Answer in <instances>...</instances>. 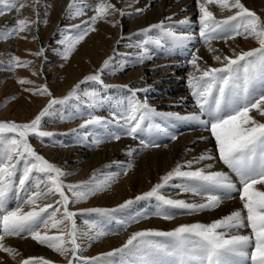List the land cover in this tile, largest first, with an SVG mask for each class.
I'll list each match as a JSON object with an SVG mask.
<instances>
[{
    "label": "snow or ice",
    "instance_id": "6c2138e0",
    "mask_svg": "<svg viewBox=\"0 0 264 264\" xmlns=\"http://www.w3.org/2000/svg\"><path fill=\"white\" fill-rule=\"evenodd\" d=\"M33 3L39 4L41 0H33ZM208 5H217L221 11L232 9L236 11L224 19H218L209 10ZM25 6L27 5L20 3L19 0H0V15H4L6 10L18 13ZM198 8L199 37L208 47L213 59L222 66L211 67L206 63L201 66L198 63L201 58L195 54L187 61L200 72L199 76L189 73L187 81L198 108L197 112L186 115L160 113L137 97L136 93L142 91L141 89L123 85L121 87L128 89L131 94L125 115L111 113L112 118L109 119L90 113L79 128L72 129L71 133L79 143L86 142L90 136L95 137L93 144L96 146L108 141H119L122 136H127L138 140L139 150L159 148L162 145L140 136V133L149 129L145 122L158 116L162 119L200 125L214 137L218 155L211 150H205L183 164L178 162L172 170L160 177V182L149 191L116 207H92L71 211L70 204L86 202L90 197L108 190L116 177L105 174L107 179L97 181L94 173L93 178L88 181L65 183V178L71 173L38 154L29 137L34 136L43 142L44 138L52 139L56 135L42 130V121L45 117L51 118L57 114L55 109L57 105H66L69 101L79 102L83 95L91 102L89 106L94 108L98 101L94 94L84 91L81 85L88 82L103 84L100 73L105 69L110 70V61L113 58L106 59L96 74L84 77L63 98H54L46 85L38 87L33 94L47 95L50 99L30 122H0V252L7 253L15 259L20 253L13 247L5 245L3 241L6 237L30 236L39 244L64 257L68 264H73V259L88 261L89 264H164V261L167 264H264V122L250 115L255 110L264 117V86L259 89L254 87L257 80L264 81V18L249 10L241 0L231 2L198 0ZM88 11L95 14L81 24L69 25L68 31L75 30V35L65 33V39L60 41L64 49L59 54L65 61L70 59L77 46L91 32L96 31L95 25L100 20H105L107 16L117 12L121 17L129 14L124 9H117L108 0H99L98 3L93 0L91 6L85 4L83 0H70L65 18H79ZM136 11L140 13L144 9ZM172 20V17H166L165 20L151 24L134 35L149 37V33L158 30L159 33L181 44L191 40L190 34L178 33L174 27V25L190 27L192 23L190 19L167 23ZM40 22L47 24L46 20L14 18V23L0 32V41L26 38L20 37V33L28 31L31 24ZM115 23L119 22H114V26ZM61 31L64 32L63 29ZM237 36L244 39L252 38L259 47L248 51L241 50L239 53L233 49V58L223 55L219 49L211 45L213 40H223L227 43L229 40H235ZM123 38L121 36V39ZM149 42L159 44V40L152 41L151 38L143 40L141 45H138L142 48L137 58L140 63L153 58L148 49L143 47ZM119 43L118 40L117 44ZM44 51L45 49L41 47L34 55H43ZM30 64L29 61H21L19 57L12 56L8 70H14L21 65L27 67ZM39 74L33 72V75ZM18 82L21 85L33 83L27 79H19ZM205 114L207 119H202ZM60 119L64 120L63 117ZM113 125L119 131H113ZM177 138L176 135L169 136L172 141ZM135 151L137 149L129 147L126 155L132 156ZM204 161L222 162L229 172L213 170V163L202 164ZM197 165L202 166L194 167ZM131 167L132 164L129 163L123 174L126 175L127 169ZM230 173L235 174L237 181H233ZM177 179L182 182L184 193L199 195L202 200L188 202L167 197L162 189L171 186L170 182ZM13 190L17 194L25 195H18L15 207L9 208V194ZM205 192L211 194L205 195ZM66 193H71V197ZM232 193H239L242 208L214 222L183 224L171 231H136L121 247L105 252L101 256L85 258L80 255L86 244L98 241L108 234L101 226L103 219H116V214L128 209L135 202L154 199L158 207L166 206L168 209L198 213L214 210L223 199L230 198ZM46 200L53 202L43 206L38 203ZM25 207H29L30 210L24 211ZM92 214L98 219L86 221L87 230H81L76 223V217ZM158 215L166 220L174 218L171 212ZM133 222H139V217H133L128 224ZM249 228L250 232L243 231ZM50 229H56L60 234L48 235L47 231ZM34 259L37 258L22 259L19 264H32ZM39 260L42 264H50L46 259Z\"/></svg>",
    "mask_w": 264,
    "mask_h": 264
},
{
    "label": "bare ground",
    "instance_id": "6f19581e",
    "mask_svg": "<svg viewBox=\"0 0 264 264\" xmlns=\"http://www.w3.org/2000/svg\"><path fill=\"white\" fill-rule=\"evenodd\" d=\"M27 1L23 0L21 3L25 4ZM29 1L32 8L29 7L32 10L36 8L40 21L47 20V16H50V14H55L56 16V21L41 44V47L45 51L40 62L41 65H39V72L42 76L41 78L45 80V77L51 76V72L47 73V70L45 71V66H47L48 62L51 64L55 60L56 55H58L57 49H59L60 45L57 35L62 33L63 25L81 24L82 21L87 20L95 13L88 11L86 15L79 18L66 19V10L70 0H41L39 4H34L33 0ZM83 2L89 6L93 4V0H83ZM96 2L98 3L99 0H96ZM108 2L115 5L117 9H124L129 14L121 17L117 12L107 16L105 20H100L95 25L96 31H93L84 40L82 48L71 60L60 64V66L62 65L61 67L68 70L69 74L63 84L55 83L63 75V72L59 70L57 71L59 77L51 80L50 87L53 88L56 94L55 97H64L82 78L91 75L94 70L102 67L106 59L118 53L115 59L118 63L114 67L118 69L120 66V69L119 71L116 70V73L111 74L108 78V81L114 87L105 89L103 93L105 101L97 103L94 108L88 106L91 112L87 116L91 113L92 115L111 119V113H118L120 116L126 114L131 94L128 89L121 87L123 85H114L116 82H122L133 89H141L142 91L136 93L137 97L142 101L145 100L160 113L171 112L186 115L197 112L198 108L191 95V89L187 81L189 73L193 76H199L200 72L196 71L187 61L195 54L201 58L198 61L201 66L205 63L211 67L222 66L220 62L213 59V55L208 51V47L204 45L202 39L199 37L198 0H108ZM200 2H204V0H200ZM241 2L249 10L255 11L259 16L264 18V0H241ZM46 5H50V7H46ZM25 7H23L24 11H28L29 8ZM208 8L218 19H224L232 13V10L221 11L217 5H208ZM137 9H144V11L137 13ZM20 11L17 13L16 11L6 10L0 19V24L5 27L11 26L14 23V18H20ZM166 17L173 18L172 21L167 23H173L185 18L190 19L192 22L190 27L179 25H174V27L178 33L190 34L192 39L184 41L181 44L174 41L171 37L159 33L158 30H153L146 39L151 38L152 41L159 40V44L149 42L143 45V47L148 49L153 58L145 60L142 63L138 62L137 58L142 51V48L138 45H141L144 38L139 34L134 35V33H139L141 29L147 28L151 24L159 23L165 20ZM117 21L119 23H115L114 26V22ZM40 23L42 24V22ZM121 36L124 38L121 39ZM118 40L120 41L119 44H117ZM13 44V40L5 42L2 48L6 51V54L13 50ZM255 44V40L246 41L243 37L240 38L239 36L235 40L227 41V43L223 40H213L211 42L212 47L219 49L223 55L229 57H233V49L237 53L241 50L248 51ZM197 49H199L198 52L196 51ZM71 61L76 62L78 66L72 67ZM57 65L59 64L57 63ZM69 66L71 69H69ZM54 67L52 66V68ZM262 86H264V81L257 80L255 87ZM143 89H146V91H143ZM46 103V100H44L38 103L37 106L44 108ZM31 109L27 106L14 109L6 108L0 112V119L26 121L30 117L26 110L31 112ZM250 115L264 122V117L260 116L255 110ZM80 120L71 125H61L58 121H56L55 125H50L51 131L57 132V135L50 141L51 146L47 148L43 147V156L50 162L60 166L64 171L71 173V175L65 178V183L75 184L88 181L93 178L94 173L97 181L107 179L105 174H111L116 178L108 190L90 197L88 202L75 204V206L70 204L69 209L71 211L92 207H116L128 199H134L135 196L149 191L157 182H160V177L172 170L178 162L183 164L205 150H211L214 154L218 155L214 137L211 136L209 131L203 130L196 123L162 119L158 116L153 117L151 120L145 122L149 126V129L140 133V136L142 138L145 135L151 137L154 131L158 134V138L150 141L160 144L162 147L139 150L140 145L138 140H133L127 136H122L119 141L104 142L99 146L93 144V140L95 139L93 136H90L84 143L77 142L73 134H65L64 132L69 131L71 128H79L81 124ZM161 129L166 131H160ZM112 130L119 131L115 128V125L112 126ZM143 133L147 134L143 135ZM171 135H176L178 138L172 141L169 139ZM201 137H206L207 139H200ZM129 147L137 149L132 156L126 155ZM129 163L132 164V167L127 169V174L125 175L123 173ZM207 163H213V170L225 171L222 162H202V164ZM108 165L111 166L106 167ZM199 166L202 165L194 167ZM170 185L162 189V192L169 198L183 199L188 202H200L202 200V197L199 195L193 196L191 193H184L182 182L178 179L170 182ZM66 194L71 195V193ZM18 195L23 196L21 193L17 194L16 191L9 194V198L13 202L8 201L9 208L15 207ZM238 197L239 193H232L230 198L223 199L222 203L214 210H204L198 213L168 209L166 206L158 207L154 199L135 202L128 209L116 214V219H103L101 226L108 234L98 241L86 244L80 255L85 258L101 256L105 252L121 247L128 237L136 231H171L183 224H209L227 216L234 210L241 209L242 202ZM90 201L92 202L90 203ZM52 202V200H46L38 203L40 206H43ZM28 210H30L29 207L24 208V211ZM163 212H171L174 218L169 220L163 219L161 215H158V213ZM133 217H139V222L128 224V221ZM97 219L95 214L78 215L76 223L81 230H87L85 222L96 221ZM243 231L246 233L250 232V228ZM47 234L58 235L60 233L56 229H50L47 231ZM3 243L16 249L20 255L13 259L7 253L0 252V264H19L22 259L29 258H37L32 260L33 264H42L39 258L48 260L50 264H68L64 257L47 246L39 244L31 239L30 236L27 238L6 237ZM69 258H71V253L69 254ZM73 264H89V262L73 259ZM164 264H167V262L164 261Z\"/></svg>",
    "mask_w": 264,
    "mask_h": 264
},
{
    "label": "rangeland",
    "instance_id": "374dc122",
    "mask_svg": "<svg viewBox=\"0 0 264 264\" xmlns=\"http://www.w3.org/2000/svg\"><path fill=\"white\" fill-rule=\"evenodd\" d=\"M22 1L23 0H20L19 2L21 3ZM25 1H27V0H25ZM25 5H27L25 8L28 7L29 9H28V11H24L25 10L24 8L21 9L19 19L27 18L30 21H37V20L40 21V19L38 18V15H37V13H38L37 10L34 11L31 9L32 7H31V3L29 0L25 3ZM235 11H236L235 9H232L231 15ZM2 17H3V15H0V19ZM47 17H48V19H47L48 21L46 20L47 21L46 25L44 23H42V24L41 23H33V24H31L30 29L28 31L20 33V37H26V38H9L6 41H0V112L5 110L6 108H12V109L18 108V107L24 108L25 106L32 108L31 112L26 110V112L30 115V117L26 121H20V120H14V119H4V120L0 119V122H11V121H14L17 123H28V122H30L43 109V108H39L37 106V104L46 100V102H47L46 105H47L49 102V99H50V97H48L47 95H35V94H33L35 91L38 90V87L42 88L43 86L46 85L47 88L49 89V91L52 93L53 97L56 98L55 97L56 94H55L53 88L50 87L51 82H52L51 80H55V78L59 77V75H57L58 70L63 72V75H61V78L59 77V81L55 82V83L63 84V82L68 77V74H69L68 70H66V68H64V67H61L62 65L60 66V64L65 63V60L62 59L61 55L59 54L64 49L63 48L64 45L60 44V41L65 39V33H67V35H73V36L75 35L74 30L68 31V25H66V26L63 25L62 28H63L64 32H62L60 35H57L58 43L60 45L59 49H57L58 55H56V58H54L55 60L51 64L48 62L47 66H45V71L47 70V73L51 72L50 73L51 76H47V77H45V80H43V78H41L42 77L41 74L33 75V72L40 73L39 72L40 71L39 65H41L40 62L44 56V55H39V56L34 55V53L39 52L44 37L50 32V29L52 28L54 22L56 21L55 14L54 15L50 14V16H47ZM5 30H6V27L3 26L2 24H0V32H3ZM92 33L93 32H91L85 38V40ZM239 37L242 38L241 36H239ZM143 38H144V40H146V37H143ZM243 39H244V37H243ZM12 40L14 41V44H13L14 48L10 53L6 54V51H4V49L2 47L5 45V42L12 41ZM244 40H246V41L253 40L254 41V39H252V38H248V39H244ZM83 43H84V41L81 42L77 46V48H76L77 51L75 50L73 52V55H71L70 59H68V60H71L72 57L82 48L81 46H83ZM256 47H259V44L257 42H256L255 46L252 47V49L256 48ZM61 48H63V49H61ZM116 52H117V50H116ZM117 55H118V53L111 56L113 59L110 61V70L105 69L103 72L100 73L103 84L98 83V82H88L86 84L81 85V88L84 91L94 94L98 103H102L103 101H105V99L103 98V93H104L105 89L114 87L113 84H111L108 81V78H109V76H111V74L116 73V70L119 71V69H120V66L118 67V69H116L114 67V65L118 63V61L116 62V60H115ZM12 56L19 57L21 61H29V62H31V64L27 67L21 65V66L15 67L14 70H8V64H9V61H10ZM57 63L59 65H57ZM71 65H72V67L78 66V64H76V62H74V61L73 62L71 61ZM52 66H55V67L52 68ZM55 69H56V71H55ZM69 69H71L70 66H69ZM98 70H94V72L92 74H96V72ZM53 76H55V77L53 78ZM50 77H52L53 79ZM19 79H27L29 81H32L33 83L21 85L18 82ZM115 84H119L118 86L124 85V83H122V82H116V83H114V85ZM105 86H107V87H105ZM50 88H52V89H50ZM259 88L260 87H258L256 89H259ZM25 89H30L31 91H25ZM68 92L66 93V95L68 94ZM14 97H15V99H13ZM90 103L91 102L88 100V98L82 95L81 100L79 102L69 101V103L66 105L55 106L57 114L53 115L51 118L45 117L43 119L42 130L54 133L53 131H51L52 129L50 128V125L51 126L55 125L57 123L56 121L60 122L59 124H61V125H71V124L75 123L77 120L81 119L80 121H81V123H83L85 116H87V114L89 112H91L88 108ZM84 108H86L87 110ZM61 117H63L64 120H61L60 119ZM202 119H207V115L202 116ZM72 129H76V128H71L69 131L67 130L68 132L66 131L64 133L65 134L68 133L71 135ZM55 134L57 135V132H55ZM145 134H147V133H145ZM145 134L143 133V135H145ZM152 135L153 136H151V137H149L148 135L147 136L145 135L143 137V139H145V140L148 139V140L154 141L158 138V134L156 132L153 131ZM159 136H161V135H159ZM146 137H148V138H146ZM162 137H163V135H162ZM52 139L44 138V140L42 142L40 139H38L34 136L29 137L30 143L32 144V146L34 147V149L37 152H40L39 153L40 155H44L42 152L43 147L47 148V147L51 146L50 141ZM224 169L226 172H229V170L225 166H224ZM230 175H231L233 181H237V177L235 176V174L230 173ZM237 186L239 187V184ZM12 192H15V190H13ZM21 194L24 195L25 193H21ZM205 194L208 195L211 193L205 192ZM70 197H71V195H70ZM9 202H12L10 198H9ZM87 202H88V200H87ZM91 202L92 201H90V203Z\"/></svg>",
    "mask_w": 264,
    "mask_h": 264
}]
</instances>
